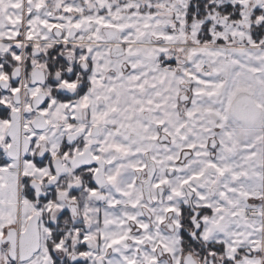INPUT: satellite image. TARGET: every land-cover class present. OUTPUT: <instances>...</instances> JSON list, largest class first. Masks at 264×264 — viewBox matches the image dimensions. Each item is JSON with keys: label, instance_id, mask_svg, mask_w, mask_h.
Listing matches in <instances>:
<instances>
[{"label": "snow or ice", "instance_id": "snow-or-ice-1", "mask_svg": "<svg viewBox=\"0 0 264 264\" xmlns=\"http://www.w3.org/2000/svg\"><path fill=\"white\" fill-rule=\"evenodd\" d=\"M0 264H264V0H0Z\"/></svg>", "mask_w": 264, "mask_h": 264}]
</instances>
